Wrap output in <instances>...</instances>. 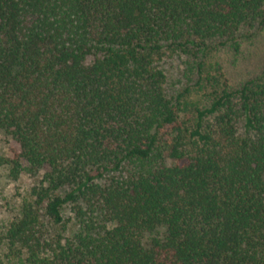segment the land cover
Instances as JSON below:
<instances>
[{
  "label": "trees",
  "instance_id": "trees-1",
  "mask_svg": "<svg viewBox=\"0 0 264 264\" xmlns=\"http://www.w3.org/2000/svg\"><path fill=\"white\" fill-rule=\"evenodd\" d=\"M263 29L264 0H0V166L31 183L0 264H264V69L183 126L204 64L164 68Z\"/></svg>",
  "mask_w": 264,
  "mask_h": 264
},
{
  "label": "rangeland",
  "instance_id": "rangeland-1",
  "mask_svg": "<svg viewBox=\"0 0 264 264\" xmlns=\"http://www.w3.org/2000/svg\"><path fill=\"white\" fill-rule=\"evenodd\" d=\"M189 56L174 57L164 64L168 75V83L172 89H178L185 84H194L199 75L195 71V63L202 61L204 67L201 72V86L191 89V93L183 100V112L179 121L183 126L193 124V108L202 102V96L206 93L208 83H221L224 79L228 83H240L247 78L257 76L264 69V29L259 31L251 40L243 45L241 52L233 49L208 50L196 59ZM263 68V69H262ZM16 144L5 133L0 131V155L11 156V150ZM166 163L170 161L167 159ZM31 183L25 176L12 179L7 166H0V237L4 234L8 223L19 213L22 201L25 199ZM65 219H70L69 232L76 229L72 214L68 208L63 210ZM42 223L46 232L51 233L53 228L43 218ZM10 252L5 242L0 243V257L6 261ZM10 257V256H9Z\"/></svg>",
  "mask_w": 264,
  "mask_h": 264
}]
</instances>
